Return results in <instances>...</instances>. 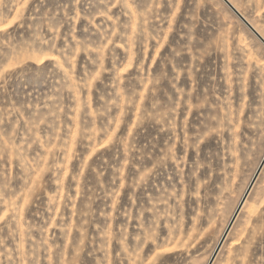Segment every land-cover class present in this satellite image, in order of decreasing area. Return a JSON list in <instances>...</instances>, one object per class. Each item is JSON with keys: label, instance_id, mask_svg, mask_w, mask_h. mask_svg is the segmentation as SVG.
Here are the masks:
<instances>
[{"label": "rangeland", "instance_id": "rangeland-1", "mask_svg": "<svg viewBox=\"0 0 264 264\" xmlns=\"http://www.w3.org/2000/svg\"><path fill=\"white\" fill-rule=\"evenodd\" d=\"M231 1L264 35V0ZM216 250L264 264V45L247 25L222 0H0V264Z\"/></svg>", "mask_w": 264, "mask_h": 264}, {"label": "water", "instance_id": "water-1", "mask_svg": "<svg viewBox=\"0 0 264 264\" xmlns=\"http://www.w3.org/2000/svg\"><path fill=\"white\" fill-rule=\"evenodd\" d=\"M224 3H226L230 8H231V10H232V12L237 16V17H239L246 25H247V27L250 29V31L257 37V39L264 45V39L262 38V36H260V34H258L253 28H252V26H250V24L248 23V21L245 19V17L244 16H242V14L241 13H239L238 11H237V9L233 6V5H231V4H229V2L227 1V0H222ZM251 188V187H250ZM250 190V189H249ZM247 194V193H246ZM242 203V202H241ZM240 206H241V204H240ZM240 206H239V208H240ZM234 218H235V216H234ZM230 226H231V224H230ZM229 229H230V227L228 228V230H227V233H228V231H229ZM223 240H224V238L223 239H221V243L223 242ZM216 254H217V250L214 252V254L212 255V259H211V261H210V263L209 264H211V262L213 261V259L215 258V256H216Z\"/></svg>", "mask_w": 264, "mask_h": 264}, {"label": "bare ground", "instance_id": "bare-ground-1", "mask_svg": "<svg viewBox=\"0 0 264 264\" xmlns=\"http://www.w3.org/2000/svg\"><path fill=\"white\" fill-rule=\"evenodd\" d=\"M227 1L229 2V4H231V3L234 4L231 0H227ZM225 4H226V3H225ZM232 4H231V5H232ZM234 5H235V4H234ZM235 7H236V6H235ZM236 8H237V7H236ZM237 9H238V8H237ZM244 17H245V16H244ZM245 19H246V18H245ZM246 20H247V19H246ZM248 20H249V19H248ZM248 20H247V21H248ZM250 22H251V21L249 20L248 23L250 24V26L253 25L255 28H254L253 26H252V28H253L258 34H260V36H262V38L264 39V35H263L262 32L259 30V28L256 27L252 22H251V23H252V25H251ZM245 25H246V24H245ZM256 38H257V37H256ZM245 200H246V197L243 198V201H242V204H241V205H244L243 203L245 202ZM226 234H227V230H226V232H225V235H226ZM225 235H224V236H225Z\"/></svg>", "mask_w": 264, "mask_h": 264}]
</instances>
